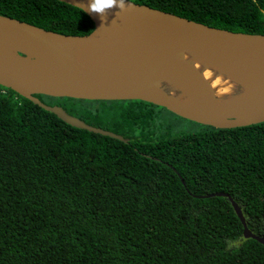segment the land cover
I'll return each instance as SVG.
<instances>
[{
	"label": "trees",
	"instance_id": "trees-1",
	"mask_svg": "<svg viewBox=\"0 0 264 264\" xmlns=\"http://www.w3.org/2000/svg\"><path fill=\"white\" fill-rule=\"evenodd\" d=\"M132 1L264 33V0ZM0 14L63 34L94 29L60 0H0ZM97 101L106 108L93 113L95 126L128 141L73 126L0 85V264H264V243L245 234L229 199L264 237V122L159 136L160 110L178 115L118 100L102 121L117 103Z\"/></svg>",
	"mask_w": 264,
	"mask_h": 264
},
{
	"label": "water",
	"instance_id": "water-1",
	"mask_svg": "<svg viewBox=\"0 0 264 264\" xmlns=\"http://www.w3.org/2000/svg\"><path fill=\"white\" fill-rule=\"evenodd\" d=\"M82 10L91 0H60ZM85 35L63 34L0 14V85L54 112L67 123L129 138L92 125L37 94L88 100H142L217 128L264 122V33L232 31L125 0ZM221 78L218 94L206 77ZM218 192L212 195H221ZM211 196V195H209ZM244 232L240 205L229 196Z\"/></svg>",
	"mask_w": 264,
	"mask_h": 264
},
{
	"label": "rangeland",
	"instance_id": "rangeland-1",
	"mask_svg": "<svg viewBox=\"0 0 264 264\" xmlns=\"http://www.w3.org/2000/svg\"><path fill=\"white\" fill-rule=\"evenodd\" d=\"M55 98V97H54ZM57 98H63L64 99V104L61 103V106H66L67 109H69V111L81 118L80 113L88 115L90 114V116H92L91 118L88 117H84L82 119L86 120L88 123L92 124V125H96L97 122L95 121L94 117H93V113H96L97 110L99 108H106L104 106V103H102L101 101H97V100H88V99H71L70 97H57ZM68 98V99H67ZM70 98V99H69ZM45 102L49 103V104H54L55 100L50 98V97H44ZM106 101H116L114 103H117L116 105H114L112 108L111 106L107 107V111H103L102 112V121L107 120L108 118L111 117L113 110H115L117 107L122 106L123 104H119L121 101L118 100H106ZM74 107L76 110V112H72L71 108ZM99 107V108H97ZM83 111H86L83 112ZM161 111V117L156 118V122L154 124V131L158 133L159 136L162 135V133L164 134L166 132V130H170L171 134L175 135V134H180V133H189V132H195V131H199L202 130V125L200 123L185 119V118H180L178 116L172 115L171 113H169L166 110H160ZM99 124H102L101 122H98ZM153 137H156L153 135Z\"/></svg>",
	"mask_w": 264,
	"mask_h": 264
},
{
	"label": "clouds",
	"instance_id": "clouds-1",
	"mask_svg": "<svg viewBox=\"0 0 264 264\" xmlns=\"http://www.w3.org/2000/svg\"><path fill=\"white\" fill-rule=\"evenodd\" d=\"M113 7H118L119 10L125 9V0H91L86 11L99 14L102 18L106 15L107 11ZM231 89H223V92H229Z\"/></svg>",
	"mask_w": 264,
	"mask_h": 264
},
{
	"label": "bare ground",
	"instance_id": "bare-ground-1",
	"mask_svg": "<svg viewBox=\"0 0 264 264\" xmlns=\"http://www.w3.org/2000/svg\"><path fill=\"white\" fill-rule=\"evenodd\" d=\"M206 77L208 80L212 83V85L216 88L218 94L223 93V89H225V83L222 81L221 78H213V75L211 72H207Z\"/></svg>",
	"mask_w": 264,
	"mask_h": 264
}]
</instances>
